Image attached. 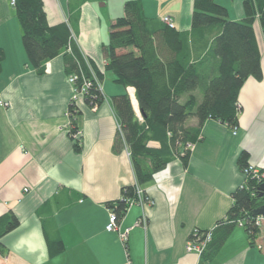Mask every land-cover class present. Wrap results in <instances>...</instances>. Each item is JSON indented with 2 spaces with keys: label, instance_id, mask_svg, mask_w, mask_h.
Wrapping results in <instances>:
<instances>
[{
  "label": "crops",
  "instance_id": "obj_1",
  "mask_svg": "<svg viewBox=\"0 0 264 264\" xmlns=\"http://www.w3.org/2000/svg\"><path fill=\"white\" fill-rule=\"evenodd\" d=\"M43 1L50 25L70 26L84 71L102 73L105 101L96 107L84 100L77 103L81 135L73 138L67 117L73 85L64 54L48 61L42 73L34 69L15 6L0 0V47L5 52L0 74V216L13 212L20 222L1 239L0 264H264V220L253 239L236 226L206 258L186 251L194 229L215 228L232 208L233 193L245 184L240 154L248 152V163L264 171V35L259 21L254 28L263 78L249 77L240 90L238 133L214 119L199 126L196 117L189 118L184 126L195 147L186 162L175 155L141 186L154 201L146 209L147 227L136 225L143 208L133 205L118 230L109 232L108 203L120 200L122 189L137 183L131 157L114 150L120 120L111 100L128 93L141 119L135 89L114 82L105 70L103 52L110 32L104 28L123 16L128 0H120L108 16L102 6L109 0L100 7L103 0ZM215 1L227 8L231 20L244 19L246 0ZM194 2L142 0L147 18L171 17L183 32L191 30ZM187 98L184 94L181 100ZM121 232H127L126 242ZM59 239L64 250L52 254Z\"/></svg>",
  "mask_w": 264,
  "mask_h": 264
},
{
  "label": "trees",
  "instance_id": "obj_2",
  "mask_svg": "<svg viewBox=\"0 0 264 264\" xmlns=\"http://www.w3.org/2000/svg\"><path fill=\"white\" fill-rule=\"evenodd\" d=\"M244 9V19L233 21L227 8L215 0H195L191 30L183 32L163 20L147 18L142 0H128L123 16L110 24L108 42L103 44L105 70L114 75L115 83L135 89L141 113L139 119L128 93L111 98L123 133L118 131L114 150L123 152L126 145L129 147L139 185L150 181L175 155L186 162L190 153L186 145L193 143L184 126L189 118L196 117L199 126L207 119L231 129L239 126L240 90L249 77L263 78L254 23L259 21L264 35V0H246ZM15 10L23 46L33 68L42 73L48 61L64 54L68 75H80L84 61L75 48L68 23L50 25L43 0H16ZM69 45L72 52L67 50ZM4 60L5 52L0 47V74ZM95 73L102 81V73L98 69ZM85 74L90 77L89 72ZM90 93L92 97L86 98V103L91 107L105 101L98 84H93ZM184 94H188L186 101L181 100ZM198 94L202 95L201 101ZM73 115V125L77 126L80 110ZM151 142L159 147L151 146ZM249 156L246 151L240 154L241 170L249 165ZM262 183L250 178L233 193L234 204L219 221L205 258L222 247L238 219L252 214L262 204L258 197ZM134 196L135 186L125 187L120 200L108 203L119 220L127 212L126 199ZM19 224L13 212L0 216V246L1 239ZM258 230L246 229L252 239L259 234ZM63 250L59 239L51 253Z\"/></svg>",
  "mask_w": 264,
  "mask_h": 264
},
{
  "label": "built area",
  "instance_id": "obj_3",
  "mask_svg": "<svg viewBox=\"0 0 264 264\" xmlns=\"http://www.w3.org/2000/svg\"><path fill=\"white\" fill-rule=\"evenodd\" d=\"M15 3H16V0H11V4L13 6H15ZM163 21L169 27L171 28L174 27V23L171 17H165L163 18ZM67 50L68 52H72L71 45L68 46ZM81 68H82V71H80V75L77 73L76 74L74 73V74L69 75L68 77L69 82L73 85V95L71 98V104L67 111V117L70 119V128L72 130L71 135L73 138L76 137V140H78L81 135L80 130L77 128V126H74L72 122V117L74 116L73 115L74 112L79 111L77 107V103L80 100L86 101V98L92 97L90 92H91V89L94 83L98 84L99 89L102 91V87H101L97 74L91 70L90 77H87L88 75L85 74L86 72L84 71L83 66ZM1 105L3 106L5 104H3L2 102ZM117 127H118V131H120V133L123 135L122 127L119 122L117 124ZM232 132L233 134L236 135L238 133V127L232 128ZM194 147H195V144L188 143L186 145V150L190 151ZM125 152L129 157L131 156L129 147L127 145L125 146ZM242 173L245 176V182L250 178L257 180V182L259 183H262V181L264 180V171L260 170L253 164H249L247 167H245L242 170ZM126 204H127V211L133 205H140L143 208L142 217L138 220L136 225H143L144 227H147L146 209L148 206L153 205L154 201L152 200L151 197L145 194L141 185H139L138 183L135 184V196L127 198ZM263 220H264V216H254L252 214H249L244 218L238 219L236 221V225L239 227L245 228V229H250L251 231L254 229L258 230L262 226ZM119 221L120 220L118 219L115 209L111 208L109 223L107 225V231L109 232L117 231ZM217 227H218V224L215 226V228H212V229H201L198 227L194 229L187 240L186 251L188 253L197 254L200 260L202 256L205 254V252L207 251L209 245L211 244L213 237H214V231ZM127 237H128L127 232L120 233V238L123 242L127 241ZM199 262H197L196 264H199Z\"/></svg>",
  "mask_w": 264,
  "mask_h": 264
},
{
  "label": "rangeland",
  "instance_id": "obj_4",
  "mask_svg": "<svg viewBox=\"0 0 264 264\" xmlns=\"http://www.w3.org/2000/svg\"><path fill=\"white\" fill-rule=\"evenodd\" d=\"M104 1H105V0H103V2H98V6H99V7L102 6V3H104ZM109 2H110V3H109L108 6H107V5H106V6H102V7H103V8H102L103 13H104L105 15H107V16H108V12H110L111 9L117 11L120 0H109ZM103 5H104V4H103ZM98 6H97V7H98ZM123 7H124V5H123ZM121 13H122V12H121ZM116 15H117V14H116ZM116 17H117V16H116ZM109 27H110V25H109ZM104 29L108 30V29H110V28H104ZM198 97H199V100L201 101V100H202V95L199 94Z\"/></svg>",
  "mask_w": 264,
  "mask_h": 264
},
{
  "label": "water",
  "instance_id": "obj_5",
  "mask_svg": "<svg viewBox=\"0 0 264 264\" xmlns=\"http://www.w3.org/2000/svg\"><path fill=\"white\" fill-rule=\"evenodd\" d=\"M258 197L262 199V204L252 211L254 216H264V183L259 186Z\"/></svg>",
  "mask_w": 264,
  "mask_h": 264
},
{
  "label": "clouds",
  "instance_id": "obj_6",
  "mask_svg": "<svg viewBox=\"0 0 264 264\" xmlns=\"http://www.w3.org/2000/svg\"><path fill=\"white\" fill-rule=\"evenodd\" d=\"M175 27V26H174Z\"/></svg>",
  "mask_w": 264,
  "mask_h": 264
}]
</instances>
